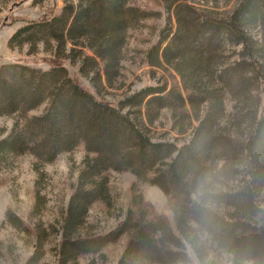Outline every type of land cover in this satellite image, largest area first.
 <instances>
[{
	"label": "trees",
	"instance_id": "obj_1",
	"mask_svg": "<svg viewBox=\"0 0 264 264\" xmlns=\"http://www.w3.org/2000/svg\"><path fill=\"white\" fill-rule=\"evenodd\" d=\"M64 1L57 15L17 28L7 43L69 44L78 70L91 72L95 94L63 63L0 64V116L12 118L0 137V170L29 155L39 172L58 155L82 149L60 219L35 222L24 264H49L41 257L51 234L60 235L55 264H78L121 236L115 264H264V37L255 30H264V0H235L225 17L215 10L220 0H160L165 22L144 61L172 71L173 81L163 77L114 104L98 96L102 77L111 86L120 75L127 30L148 15L130 0ZM226 101L241 115L235 126L221 124ZM162 109L171 125L155 137L150 125ZM171 131L176 135L167 136ZM110 171L134 179L115 225L102 231L88 211L95 203L107 214L116 209ZM144 184L163 192L171 217L143 197ZM45 201L36 189L32 216ZM4 219L30 233L12 210Z\"/></svg>",
	"mask_w": 264,
	"mask_h": 264
},
{
	"label": "rangeland",
	"instance_id": "obj_2",
	"mask_svg": "<svg viewBox=\"0 0 264 264\" xmlns=\"http://www.w3.org/2000/svg\"><path fill=\"white\" fill-rule=\"evenodd\" d=\"M74 2L76 0H73ZM64 0H0V64L23 61L47 68L49 64L63 63L71 78L95 94L90 76L91 72L83 75L78 70L76 53L57 47L53 42L49 45L25 43L21 46L9 47L8 39L13 32L28 22L42 17L57 15ZM129 4L145 11L148 17L139 22L138 26L127 30L126 44L122 50L120 75L108 86L102 77L103 87L99 88L98 96L107 102L116 103L120 97L128 95L145 85H154L158 79L166 77L171 83L172 71L150 67L144 61L147 47L155 42L159 29L164 25L165 12L160 0H130ZM235 4V0L218 1L216 12L225 17ZM257 36L264 37V30L257 27ZM256 32V31H255ZM240 49V46H237ZM91 54L90 51H86ZM170 73V75H169ZM262 100L264 94L261 93ZM225 114L221 124L235 126L241 121V115L235 111L232 102L226 101ZM170 113L162 109L157 118L150 125L152 136H158L169 130L171 125ZM12 118L0 116V137L10 128ZM241 124L240 127H244ZM176 135L171 131L167 136ZM82 156L79 148L73 153L58 155L52 162L45 164L41 171L33 170L32 159L29 155H21L12 164L0 170V249L3 251L2 264H24L30 255L34 238V224L38 220L44 225L57 223L61 211L75 182L76 166ZM134 176L129 172L110 171V189L114 197L116 209L107 214L103 207L95 203L88 211V219L98 230H106L115 225L117 214L123 210L128 198L129 188ZM36 189L45 196L46 201L41 212L35 216L31 214V207ZM143 197L150 201L154 208L171 217L167 199L163 192L155 185L141 186ZM6 209L12 210L29 227L30 233L18 230L4 219ZM60 239L59 234H51L43 243L41 261L55 264L54 249ZM125 237L121 236L114 242L106 244L99 255L84 256L78 259V264H87L93 258L95 264H115L120 255ZM220 264H228L221 262ZM251 264V263H246Z\"/></svg>",
	"mask_w": 264,
	"mask_h": 264
},
{
	"label": "clouds",
	"instance_id": "obj_3",
	"mask_svg": "<svg viewBox=\"0 0 264 264\" xmlns=\"http://www.w3.org/2000/svg\"><path fill=\"white\" fill-rule=\"evenodd\" d=\"M194 199H197L198 200V196H195L193 197ZM205 207H211V204H207L205 205ZM192 264H200V262L198 260H193Z\"/></svg>",
	"mask_w": 264,
	"mask_h": 264
}]
</instances>
